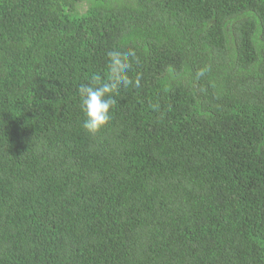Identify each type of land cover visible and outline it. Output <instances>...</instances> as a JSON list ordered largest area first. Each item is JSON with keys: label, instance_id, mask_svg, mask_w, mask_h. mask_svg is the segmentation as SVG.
Segmentation results:
<instances>
[{"label": "trees", "instance_id": "1", "mask_svg": "<svg viewBox=\"0 0 264 264\" xmlns=\"http://www.w3.org/2000/svg\"><path fill=\"white\" fill-rule=\"evenodd\" d=\"M0 264H264V0H0Z\"/></svg>", "mask_w": 264, "mask_h": 264}, {"label": "clouds", "instance_id": "2", "mask_svg": "<svg viewBox=\"0 0 264 264\" xmlns=\"http://www.w3.org/2000/svg\"><path fill=\"white\" fill-rule=\"evenodd\" d=\"M105 56V72L93 73L77 88L79 106L84 115L82 127L89 134H96L109 123L117 104L116 94L121 88L141 86L139 74L130 75L134 64L139 63L135 48L122 50L116 46L107 50ZM204 72V69L199 70L197 76H203Z\"/></svg>", "mask_w": 264, "mask_h": 264}]
</instances>
